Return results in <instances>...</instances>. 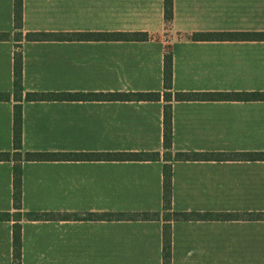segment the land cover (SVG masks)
<instances>
[{"label": "crops", "instance_id": "1", "mask_svg": "<svg viewBox=\"0 0 264 264\" xmlns=\"http://www.w3.org/2000/svg\"><path fill=\"white\" fill-rule=\"evenodd\" d=\"M0 153L14 149L22 108V209L14 208V161H0V213L21 215V264H163L164 165L172 211L234 214L231 220L172 221L171 264H264V161L164 159L160 101H25L26 93H161L164 57L173 91L264 93V39L195 40L201 33H264V0H0ZM34 33H147L136 40L45 39ZM23 57L24 92L14 91ZM176 153L264 152V100L171 102ZM159 153V160L27 161L24 154ZM39 213H159L153 220H40ZM15 219L0 221V264H13Z\"/></svg>", "mask_w": 264, "mask_h": 264}, {"label": "trees", "instance_id": "2", "mask_svg": "<svg viewBox=\"0 0 264 264\" xmlns=\"http://www.w3.org/2000/svg\"><path fill=\"white\" fill-rule=\"evenodd\" d=\"M164 17L167 24L173 19V0H164ZM23 27V0H15V28L21 30ZM9 36L0 33V41L8 39ZM85 39V40H136L145 41L150 38L147 33H75V34H56V33H32L28 34L27 40L37 41L45 39ZM195 40H237V39H264V33H201L193 36ZM23 57L21 50H17L14 57V91L18 99L24 92L23 83ZM164 93H26L25 101H73V100H96V101H160L163 97L166 105L164 107V148L166 153L164 159L167 162L172 160L193 161V160H221V159H243L264 161V152L262 153H176L174 156L172 150V110L171 102L175 101H194V100H264V93L259 94H220V93H181L173 91V60L168 52L164 57ZM6 94H0V100L8 99ZM14 149L16 153H0V161H8L11 156L16 165L14 166V208L17 211L22 209L21 194V166L22 160V108L16 105L14 109ZM27 161H52L59 159H79L95 158L106 160H159V153H103V154H60V153H29L24 154ZM164 185H163V219L165 222L163 229V264H171L172 259V221H193V220H231L239 218L234 214H216V213H194V212H173L172 211V172L171 165H164ZM15 219L16 224L13 230V264H21V215H11L10 213H0V221ZM28 220H153L160 218L159 213H137L127 215L124 213H26ZM257 219L264 220V213L257 215Z\"/></svg>", "mask_w": 264, "mask_h": 264}]
</instances>
